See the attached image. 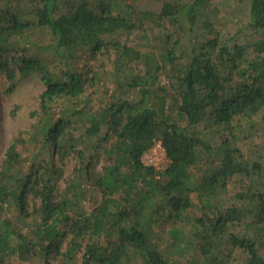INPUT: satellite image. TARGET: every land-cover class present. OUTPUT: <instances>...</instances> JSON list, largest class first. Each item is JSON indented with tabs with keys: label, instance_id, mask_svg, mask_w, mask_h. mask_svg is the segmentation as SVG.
I'll return each mask as SVG.
<instances>
[{
	"label": "trees",
	"instance_id": "trees-1",
	"mask_svg": "<svg viewBox=\"0 0 264 264\" xmlns=\"http://www.w3.org/2000/svg\"><path fill=\"white\" fill-rule=\"evenodd\" d=\"M216 1L0 0L1 86H44L0 159V264H264V0Z\"/></svg>",
	"mask_w": 264,
	"mask_h": 264
},
{
	"label": "rangeland",
	"instance_id": "rangeland-1",
	"mask_svg": "<svg viewBox=\"0 0 264 264\" xmlns=\"http://www.w3.org/2000/svg\"><path fill=\"white\" fill-rule=\"evenodd\" d=\"M219 1L221 0H217L216 3L219 4ZM128 2L137 7L141 5L146 9L157 10V6L156 4H154L153 0H128ZM235 7L239 9V5H236ZM218 10L222 15L224 10L221 8L220 4L218 6ZM144 33H147V36L149 39H151V41H153V38H155L156 36L155 32L150 27H147L146 32H135L132 35H129L127 38H120V41L122 43L138 48L141 45L146 44V40L143 38ZM160 80L161 83H164L167 80L164 74L161 76ZM43 89L44 86L40 80V77L37 75L31 76L24 80V82L15 91V93L10 95L5 93L0 82V159L4 150L7 148L11 140L15 136H17L20 131H25L26 128L29 126L31 122V119L29 118V112L30 110L37 108L38 101L36 97L39 93L43 91ZM100 94L101 92L97 93V95ZM17 105L20 106L18 110L16 108ZM14 108L17 113L16 116L13 118L12 114ZM27 137V133L22 134V138ZM25 148L26 150L31 149V144L26 145ZM142 161L147 166H153L157 172L163 171L169 164L159 142H157L151 149L144 153V155L142 156ZM87 193L88 194H86V207L89 210L92 207V202L95 203L99 199V193L98 195L94 191H90ZM192 198L193 203L195 204L194 210L196 212V215L199 216L200 212L198 210V206L200 205V202L196 195L193 194ZM170 228L171 222L170 220H166L162 222L159 226L155 227V233L160 236L161 242L163 243V248L165 250H168L174 260L177 259V254L175 252V249L170 246L171 237L168 235V231L170 230ZM245 257L246 255L244 253L238 251L234 256L232 264H243ZM14 263L33 264L18 260L14 261Z\"/></svg>",
	"mask_w": 264,
	"mask_h": 264
}]
</instances>
